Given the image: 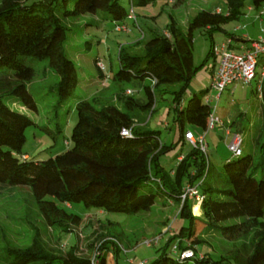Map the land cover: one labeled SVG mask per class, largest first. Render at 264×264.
<instances>
[{"label": "trees", "instance_id": "1", "mask_svg": "<svg viewBox=\"0 0 264 264\" xmlns=\"http://www.w3.org/2000/svg\"><path fill=\"white\" fill-rule=\"evenodd\" d=\"M25 1L0 2V69L10 71L9 75L0 73V183L29 187L45 226L62 233L72 231L83 218L46 196L61 203L81 202L86 207L127 214L149 208L158 196L177 204L178 213L192 221L193 199L187 196L179 206V195L186 184L193 185L200 180L197 187L202 199L198 208L209 227L231 236L236 234V224L224 222L241 218L251 222L249 251L242 254L235 248L226 257L235 264H264V177L255 176L257 166L264 172V145L260 146L256 164L251 153L243 154L240 149L236 156L229 154L210 176L209 162L206 164L204 154L189 144L188 153L165 169L159 162V155L167 146L159 141L158 132L139 129L129 113L133 108L151 112L157 88L178 84L179 91H173L171 105L179 125L178 140L184 142V122L203 130L210 112L207 103L202 102L197 93H192L184 105L180 104L181 92L196 69L192 64V31L207 27L209 33L214 30L224 33L222 25L238 20L243 14V0H224V14L197 11L188 21L185 32L169 15L164 30L168 36L152 34L144 43L143 55L130 54L126 47L118 46V68L109 77L108 86L138 79L142 83L144 101L140 103L131 94H125L120 86L117 97L120 107L105 104L97 95L78 100L74 106L76 121L69 135L70 146L45 159L28 158L20 151L25 140L24 129L35 124L24 110H36L26 88L33 69L22 58L49 60L59 75L56 94L57 102L61 103L72 95L77 82L75 66L63 50L67 33L71 31V27L63 24L64 17L100 12L101 19L115 22L122 20L128 11L118 0H33L28 4ZM152 2L129 0L132 8ZM250 4L258 8L264 5V0H250ZM137 43L139 40L130 45ZM212 46L211 42L209 54H212ZM145 78L150 84L142 82ZM199 92L202 94L204 90ZM259 92L264 106V76ZM123 127L129 129L128 135L119 133ZM257 140L252 139V144H257ZM38 232L39 229L35 230L30 244L25 247H6L0 264H90L88 257L76 253V241L67 249L52 247ZM192 235L193 228L189 227L181 236L190 239ZM105 236L106 233H99V237ZM170 238L148 264H196L208 260L204 255L194 257L193 263L177 260L168 251ZM103 242L98 246L102 248ZM177 246L182 249L186 243L180 239ZM189 246L193 248L194 244ZM97 258V264H104L102 253Z\"/></svg>", "mask_w": 264, "mask_h": 264}, {"label": "rangeland", "instance_id": "2", "mask_svg": "<svg viewBox=\"0 0 264 264\" xmlns=\"http://www.w3.org/2000/svg\"><path fill=\"white\" fill-rule=\"evenodd\" d=\"M32 1L26 0L25 4ZM118 1L126 11H129V0ZM243 2L242 11L247 14L246 9L250 0ZM215 7L220 8L222 14L225 13L224 0H179L175 3L153 0L152 3L142 7L133 6L135 22L126 17L123 19L124 24L121 20L118 21L125 26V30H116L114 21L108 18L98 19L102 14L100 12L64 17L62 22L66 27H71V31L67 33L63 50L75 66L77 82L72 95L58 103L56 86L59 75L50 65L49 60L27 56L22 58L23 62L33 69L32 78L26 83V88L35 102L36 110H24L35 124L24 129L25 140L20 151L28 158L45 159L70 146L69 135L76 121L74 106L80 99L97 95L105 104L120 107L121 101L117 98L120 90L118 86H120L128 89L130 91L128 94L138 102H143L145 97L141 89L142 83L138 79L131 78L129 81L120 82L119 85L102 86L103 73L98 71L94 58L100 60L105 74L110 77L118 68L117 46L126 47L130 54L143 55L144 43L152 33L163 34L169 22V15L182 31H186L187 20L197 11L212 10ZM245 19L246 17L243 18L241 15L238 20L223 24L224 33L219 30L209 33L204 28H196L192 31V64L196 69L181 92V105L185 104L192 93H197L202 102L205 96L211 99L216 94V90L210 85L211 70L216 69L220 57L209 54L210 44L214 42L218 45L226 41L225 35L231 33L237 35L242 32ZM234 26L242 27L234 31ZM250 34L253 36V33ZM137 40L139 43L130 45ZM262 64H264V51L257 58V68ZM0 73L9 75L10 71L1 68ZM142 82L150 84L148 78L143 79ZM258 83H260L258 80L253 79L249 83L227 84L220 92L217 101L209 103L210 106L215 105L214 115L223 121V126L227 129L231 125L232 128L235 125L239 126L237 131L242 136V153H251L255 164L259 161L260 146L264 145V106L258 97ZM200 90L204 92L201 94ZM173 91H179L178 84L161 85L155 92V102L151 112L138 108L129 111L139 129L158 132L159 141L167 146L159 155V162L165 169L175 162L173 158L176 153L185 154L189 151L188 143L185 141L180 143L178 140L179 125L175 112L171 110ZM223 126L215 125L204 135L203 143L210 176L215 174L223 160L230 154L225 147L230 135L224 134ZM183 128H188L194 135L198 132L202 133V130L187 122L183 123ZM252 139H258L257 144L253 145ZM255 176L264 177L260 166L256 167ZM46 198L83 219L72 231L59 233L51 230L45 226L37 211L29 187L0 183V257L5 256L3 250L8 246L22 248L30 244L31 237L37 229L41 239L52 247L61 246L62 249H67L76 241V253L88 257L90 264H97V257L101 253L104 264H148L159 255L168 237H171L168 251L173 244H177L182 239L186 244H194L196 256L204 255L208 258L206 262L196 264H235L230 257H226L231 250L239 248L242 254L246 250L249 251V234L252 231L249 229L250 221L241 218L242 220L224 222L225 224L235 222L237 227L234 236L224 235L206 224L196 204L190 207V214L194 217L190 221L189 217L178 213L177 204H170L158 196L149 208L133 214L110 212L93 206L86 207L81 202L61 203L49 196ZM189 227L193 228V235L190 239H185L181 235ZM103 232L106 236L99 237V233ZM102 241L104 242L101 248L98 243Z\"/></svg>", "mask_w": 264, "mask_h": 264}, {"label": "built area", "instance_id": "3", "mask_svg": "<svg viewBox=\"0 0 264 264\" xmlns=\"http://www.w3.org/2000/svg\"><path fill=\"white\" fill-rule=\"evenodd\" d=\"M175 0H166V2L173 3ZM264 14V6H261L258 10L257 17ZM128 19H132L135 22V15L130 6L128 13L125 16ZM116 30H125V26L123 24H117L114 22ZM163 35L168 36L166 31H163ZM230 39L227 38L226 41L221 42L218 45H213L211 48L212 54L219 56V62L217 64L216 69L213 71L211 77V88L216 90V94L208 99L205 96L204 101L207 103L209 107V114L207 116L205 128L202 130V133L194 135L190 130H185L183 132V139L186 140L192 147L198 148L206 158V164L208 162L206 153H205V144L203 143L204 135L208 130L214 128L215 125H222L223 121L219 119L216 115H214L215 105L210 106L209 103L211 101H217L219 98L220 92L224 89L227 84L242 82L249 83L251 80L256 79L258 82L261 81L264 76V64L261 65L260 68H257V58L260 53L264 51V26L260 29V33L255 40H251L249 48H244L241 50H233L229 47ZM96 67L103 73V78L101 81V85L105 86L109 82V76L105 74V70L103 68L102 63L99 59L95 62ZM154 80L151 79V83ZM126 94L130 93L128 89L124 91ZM258 97H260L259 92V83L257 86ZM154 103L151 106L153 108ZM224 134L230 135V139L228 143L225 145L227 151L231 156H236L240 153L241 144H242V136L238 131L230 132L226 126H223ZM119 133L121 135H128V128H121ZM64 143L67 142L64 140ZM25 157V156H22ZM181 157H177L176 161H178ZM200 180L193 185L186 184L179 195L180 204L183 202L185 197H192L194 203L199 206L202 196L198 191L197 184ZM192 208V206H191ZM171 255H173L177 260H189L190 262H194L193 258H201L202 256H196L194 249L186 244V246L182 249H179L177 244H173L170 250Z\"/></svg>", "mask_w": 264, "mask_h": 264}, {"label": "crops", "instance_id": "4", "mask_svg": "<svg viewBox=\"0 0 264 264\" xmlns=\"http://www.w3.org/2000/svg\"><path fill=\"white\" fill-rule=\"evenodd\" d=\"M138 7H142V6H138ZM261 7V6H260ZM260 7H258V8H254L251 4H249L248 6H247V9H246V11H247V14L246 13H243L242 14V16H243V18L244 17H246V19L244 20V22H243V24H242V26H243V28H244V30L242 31V32H240L239 34H233V33H231L234 37H232V36H230V35H225V39L227 40V38H229L230 39V45H229V47L231 46L232 48H233V50H236V51H238V50H241V49H244V48H249V46H250V41H251V39L252 38H256L258 35H259V33H260V29L264 26V14L263 15H260L259 17H257L256 15H257V13H258V10H259V8ZM211 11H215V12H221L222 13V11H221V9L220 8H218V7H215V8H213ZM225 13H226V11H225ZM173 18V17H172ZM98 19H100V17L98 18ZM124 19V18H123ZM123 19L121 20V22L124 24V22H123ZM128 19V18H127ZM129 20H131L132 22H133V20L132 19H129ZM174 20V19H173ZM190 20V19H189ZM189 20H187V22H186V28H187V24H188V21ZM112 21V20H111ZM119 20H116L115 22L117 23V24H122V23H119L118 22ZM174 22H175V24H176V21L174 20ZM256 24V25H255ZM176 26H177V24H176ZM242 26H240V27H242ZM166 27V26H165ZM178 27V26H177ZM238 26H234L233 27V30L235 31V30H238L239 28H237ZM179 28V27H178ZM205 30H207L208 28L207 27H205L204 28ZM181 30V29H180ZM183 32H185V31H183ZM250 33H253V36H251V34ZM152 34H154V33H152ZM251 37V38H250ZM233 41H235L234 42V46L236 47V48H234V46H233ZM222 42H224V41H222ZM130 44H132V43H130ZM134 44V43H133ZM212 44L213 45H215V43L214 42H212ZM132 46V45H131ZM118 47V46H117ZM230 47V48H231ZM231 48V49H232ZM212 55H214V54H212ZM214 56H216V55H214ZM96 58V57H95ZM111 65L109 64V67H110ZM213 71L214 70H211V77H212V74H213ZM99 74H100V76H101V73L99 72ZM232 121H230V123H231ZM234 124H236V123H234ZM229 127V131L231 132H234V131H237L236 130V128H238V126H234V128H232V125L231 126H228ZM185 130H189L188 128H185ZM197 134H199V132L197 133ZM185 142H187L186 140H184ZM180 143H182L181 141H180ZM188 143V142H187ZM188 145H189V143H188ZM178 153H180V154H178L177 155V153L175 154V162H176V159H177V157H181L182 156V154H181V152H178ZM25 156H27L26 154H25ZM174 162V163H175ZM173 163V164H174ZM172 164V165H173ZM172 165H170L169 167H171ZM166 202H168V203H170V204H172L169 200H167ZM193 205H195V203H194V201L192 200V206Z\"/></svg>", "mask_w": 264, "mask_h": 264}]
</instances>
